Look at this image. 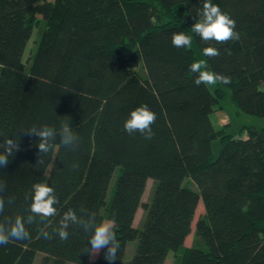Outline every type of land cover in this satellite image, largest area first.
<instances>
[{
	"label": "trees",
	"instance_id": "1",
	"mask_svg": "<svg viewBox=\"0 0 264 264\" xmlns=\"http://www.w3.org/2000/svg\"><path fill=\"white\" fill-rule=\"evenodd\" d=\"M212 2L236 21L240 40H200L192 26L204 0H0V143H19L0 167V220L29 214L34 183L52 186L59 200L56 216L26 224L29 239L0 246V264H32L38 251L43 264H110L106 249L90 259V233L79 225L68 228L67 240L53 232L70 208L77 215L87 209L97 223L115 220L120 250L111 264H163L169 252L171 264H264V127L243 123L228 131L210 119L226 95L239 111L264 117V0ZM173 32L191 36L192 46L174 47ZM208 46L220 55L205 57ZM199 60L231 83L197 86L189 65ZM141 104L157 117L151 139L123 128ZM63 116L71 117L77 146H61L57 135L38 164L39 138L27 131H58ZM148 178L154 188L145 202ZM199 199L195 245L186 248ZM139 207L144 214L135 226Z\"/></svg>",
	"mask_w": 264,
	"mask_h": 264
},
{
	"label": "clouds",
	"instance_id": "2",
	"mask_svg": "<svg viewBox=\"0 0 264 264\" xmlns=\"http://www.w3.org/2000/svg\"><path fill=\"white\" fill-rule=\"evenodd\" d=\"M199 19L192 26V30L199 36L204 43L215 41L217 43H227L230 40H240V34L235 31L236 21L226 12H222L217 4L212 0H204L202 10L199 12ZM171 43L176 48H190L192 38L183 32H173ZM227 54L231 55L230 49H225ZM205 57H216L220 51L212 46L203 48ZM189 71L198 74L194 83L199 86L214 85L222 83L224 85L231 83V78L223 74H218L208 68L206 60L195 61L189 65ZM60 127L56 128L48 125L40 127L32 126L27 132L39 138L38 150L40 159L38 164H43L44 160L41 154H49L55 147V140L59 135V143L63 147H75L78 144L79 137L71 127V117L63 116ZM156 114L149 109L146 104H141L131 110L127 119L124 121V131L129 135L139 132L145 139H151L154 135L152 124L155 123ZM19 148V143L13 139H6L0 143V167H6L9 163V157L15 154ZM6 183L0 180V214L5 208L4 191ZM27 198V197H26ZM13 202V198L7 201ZM59 203L55 194V189L45 182H37L32 185L31 203L29 205V214L23 216L17 214L15 217H5L0 220V246L7 245L11 241H24L30 238V233L26 228L36 222L39 217L40 222L48 221L49 218L56 216ZM71 225H79L84 232L90 233L88 244L89 249L86 253L90 259L95 258L102 249H106L104 259L111 262L117 260V254L120 250V242L115 232V220H104L97 223L94 213L81 208L80 215L74 209H68L59 220L58 226L53 232L60 240H67L69 236L68 228ZM45 239H51V234L44 231Z\"/></svg>",
	"mask_w": 264,
	"mask_h": 264
},
{
	"label": "rangeland",
	"instance_id": "3",
	"mask_svg": "<svg viewBox=\"0 0 264 264\" xmlns=\"http://www.w3.org/2000/svg\"><path fill=\"white\" fill-rule=\"evenodd\" d=\"M38 17L40 18V20H42L41 15L38 14ZM42 22L40 21L32 31V35L26 45V49L23 55L24 60L28 58L29 50L33 46L35 38L38 36L39 32L41 31L43 27ZM208 86L211 89H213L215 87V84L208 85ZM237 110L238 109L230 101L229 96L226 95L220 100L219 107L217 106L215 110L211 113V121H213V125L216 128L222 127L224 125H228L227 126L228 131L237 130L239 126L243 123L251 124L256 127H264V117L250 115V114L241 112L239 110L237 111ZM242 136H246L245 131L242 132ZM211 146H212L213 156L215 157L219 151L220 140L218 138L213 139L211 142ZM114 178H115V173L110 182V188L113 185ZM184 184L192 188H195L194 184L190 181V179H186L184 181ZM153 188H154V181L152 178H148L146 181L144 192L141 197L142 201L148 202L150 200L152 192H153ZM203 211L204 209H203L202 201L199 199L195 212H194L192 222H191V232L185 237L184 242H183V247L189 248L195 245V239L193 236L194 224H195V220L197 219V217L200 214H202ZM143 214H144L143 209L139 207L135 213L133 225L135 226L141 225ZM104 220H107V219H104ZM136 243H137V239L130 240L127 242L125 253H124V262H127L133 255ZM43 255L44 254L42 252L38 251L34 257L32 264H43ZM172 259H173V253L169 252L163 264H171ZM66 264H70V262H67Z\"/></svg>",
	"mask_w": 264,
	"mask_h": 264
},
{
	"label": "crops",
	"instance_id": "4",
	"mask_svg": "<svg viewBox=\"0 0 264 264\" xmlns=\"http://www.w3.org/2000/svg\"><path fill=\"white\" fill-rule=\"evenodd\" d=\"M210 119H211V115H210ZM212 123H213V121H212Z\"/></svg>",
	"mask_w": 264,
	"mask_h": 264
}]
</instances>
